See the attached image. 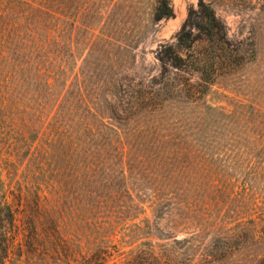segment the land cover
Returning <instances> with one entry per match:
<instances>
[{
  "label": "rangeland",
  "instance_id": "obj_1",
  "mask_svg": "<svg viewBox=\"0 0 264 264\" xmlns=\"http://www.w3.org/2000/svg\"><path fill=\"white\" fill-rule=\"evenodd\" d=\"M171 2L175 16L156 23L151 21V0L112 13V4L105 6L100 12L101 26L107 19L112 22L104 30L121 48L103 44L85 48L81 33L71 30L77 41L76 53L82 55L77 69L86 61V67L94 70L83 84L90 105L95 102L93 91L103 79L99 69L112 67L115 76L128 86L158 73L160 45L176 40L190 8L199 0ZM212 2L229 37L242 40L255 36L263 54L257 63L228 73L220 80L224 87L216 86L218 93L207 100L227 111H233L238 102L264 109V12L241 11L228 0ZM46 6L55 9L59 19L74 16L79 22L92 20L99 8L94 0H47ZM32 18L28 9L15 6L13 0H0V152L9 162L17 163L12 168V182L23 197L16 264L124 263L130 249L146 241L157 253H181L182 241L203 227L202 213L208 212L209 199L205 183L212 175L207 167L223 162L225 150L213 141L203 142L198 132L199 110L181 101L170 105L180 111L161 115L162 134L175 141L151 143L143 150L153 158L122 159L118 144L106 147L103 143L86 144L77 155V150L57 143L45 157L29 161L30 153L20 159L22 138L28 136L23 122L37 116L43 102V60L26 32ZM90 49L93 54L86 59ZM77 93L74 90L70 96ZM58 121L59 132H65L64 123L69 120L61 117ZM69 123L72 127L73 121ZM97 125L95 121L93 126ZM202 128L207 131V125ZM43 141H36L31 151ZM143 147H135L134 156L141 157L139 148ZM242 152H236V161L250 159L249 153Z\"/></svg>",
  "mask_w": 264,
  "mask_h": 264
},
{
  "label": "trees",
  "instance_id": "obj_2",
  "mask_svg": "<svg viewBox=\"0 0 264 264\" xmlns=\"http://www.w3.org/2000/svg\"><path fill=\"white\" fill-rule=\"evenodd\" d=\"M13 1L15 6L25 7L32 14L26 32L43 60L40 71L43 102L39 114L23 122L28 136L22 138L24 152L20 159L30 153L29 161L45 157L57 143L77 150V155L86 144L103 143L106 147L118 144L122 159L153 158L143 150L151 143L175 141L162 134L161 115L179 110L170 109V105L181 101L199 110L198 132L203 142L213 141L225 150L223 162L207 167V172L212 173L205 183L208 212L202 213L203 227L182 241V252L157 253L146 241L131 248L124 263L114 264H264V189L261 188L264 184V109L238 102L233 111H227L207 100L209 95L218 93L216 86L224 87L220 80L228 73L234 74L261 59L262 49L255 36L231 39L212 0H199L197 6L190 8L176 40L160 45L156 55L160 64L157 74L128 86L115 76L116 70L112 67L99 69L103 79L93 91L95 102L90 105L83 84L94 70L86 67V61L77 69L82 55L76 53L77 41L71 30L75 28L81 33L85 48L96 44L121 48L116 38L104 30L112 22L107 19L101 26L100 12L109 4H112V13L145 0H94L99 8L93 19L80 22L74 16L59 19L57 11L46 6L47 0ZM151 1L152 22L175 16L171 0ZM228 1L231 7L241 11L264 12V0ZM105 51L109 53L110 49ZM92 54L90 49L86 59ZM74 90L78 93L72 97L70 93ZM61 117L73 121L72 127L69 121L64 123L65 132H59L61 129L57 127ZM206 125L207 131L203 132L202 127ZM241 128L244 131L238 132ZM38 140L44 141L31 151ZM142 146L141 157L134 156L135 147ZM237 151L249 153L250 159L236 161ZM252 157L255 161H251ZM16 165L0 152V264H16L19 249L18 216L23 197L12 182Z\"/></svg>",
  "mask_w": 264,
  "mask_h": 264
}]
</instances>
